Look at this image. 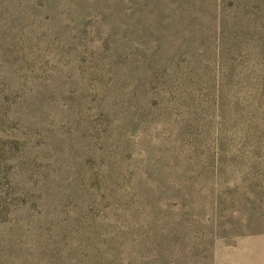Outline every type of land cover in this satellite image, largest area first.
I'll return each mask as SVG.
<instances>
[{"label":"rangeland","instance_id":"1","mask_svg":"<svg viewBox=\"0 0 264 264\" xmlns=\"http://www.w3.org/2000/svg\"><path fill=\"white\" fill-rule=\"evenodd\" d=\"M0 264H264V0H0Z\"/></svg>","mask_w":264,"mask_h":264}]
</instances>
